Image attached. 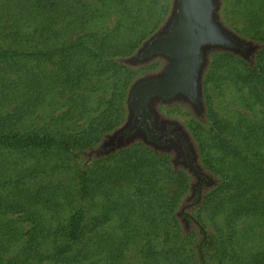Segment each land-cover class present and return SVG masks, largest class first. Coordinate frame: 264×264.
I'll use <instances>...</instances> for the list:
<instances>
[{"label": "trees", "instance_id": "1", "mask_svg": "<svg viewBox=\"0 0 264 264\" xmlns=\"http://www.w3.org/2000/svg\"><path fill=\"white\" fill-rule=\"evenodd\" d=\"M92 8L0 0V264H264V0L222 2L245 46L208 50L201 76L204 91L231 84L261 119L208 109L183 161L135 143L82 167L119 128L152 34L142 21L125 30V17L91 35ZM105 79L110 107L89 119Z\"/></svg>", "mask_w": 264, "mask_h": 264}, {"label": "rangeland", "instance_id": "2", "mask_svg": "<svg viewBox=\"0 0 264 264\" xmlns=\"http://www.w3.org/2000/svg\"><path fill=\"white\" fill-rule=\"evenodd\" d=\"M89 1L93 4L92 13L94 14L93 16H90L87 21L86 31L91 35L109 34L125 17H128L124 24L125 30H129L132 27V21H142L143 24L144 22L148 25L152 24L150 27V33L152 34L149 36V39L145 42V44H143L141 50L135 53L138 60L132 62L130 65L131 69L134 70V75L127 87V106L124 108V114L119 128L116 132L105 137L102 143L98 145L93 152L80 154L81 156L79 157L76 165L82 167H86L96 160L110 156L112 150L115 149L114 147L124 149L135 143H144L145 145L151 146V144L147 143L145 138L141 135L124 136V129L127 127L130 120L129 99L132 90L136 86L146 82V79L160 77L167 69L169 62L166 60L165 56L154 54L142 58L139 55H141L145 46H147L153 38L158 35H162L165 32L166 27L169 25L170 20L173 17L175 2V0H146L143 3L144 6H142L145 11L143 13V17L138 18V8L141 6L140 0H130L129 2L127 0H122V4L120 2H116V4L110 2L108 5L100 4L98 1L94 0ZM156 1H158V3H156ZM223 1L224 0H221L219 9L220 22L228 31H231L234 35H238L235 29L232 31V27L242 28L243 24H239L237 27L235 25L232 26V22H228L230 21V18H225L222 13L223 9H221ZM73 7H75V4H73ZM219 50V52H221L228 51L229 49ZM212 53L213 51L206 52L205 62L206 60L208 61ZM134 58L135 56L132 57V60ZM106 81L110 80H104V84L108 85L106 88L103 87L104 92L95 93L89 97L90 103L87 105L89 109H87L88 112H86V116L89 119L97 117L100 112H104L110 107L109 102L112 100L114 92L112 90L111 82L108 84ZM200 84L201 97H198L197 99V103H199L198 110H195L188 101L182 99L165 102L156 101L153 105L155 114L158 115L164 122L170 123V125L178 129V131L180 130L187 142L193 143L194 145L196 144L194 141L195 139L192 136L193 134L191 129L195 121H205L208 109H212L220 117L228 120H235L237 118L240 119L242 117H246L250 120L261 119L262 114L260 112V108L258 106H253L251 103L244 102L241 99L242 96H240L231 84L225 83L220 88H213V86L209 85L207 88L209 89L208 91H204L202 80ZM79 114V112H76L75 116ZM86 125L87 123H85L83 119L79 120V129L85 128ZM167 151L170 152L171 159L176 158L175 156H177V152L169 149H162V152L164 153H167ZM178 170L187 169L181 165Z\"/></svg>", "mask_w": 264, "mask_h": 264}, {"label": "water", "instance_id": "3", "mask_svg": "<svg viewBox=\"0 0 264 264\" xmlns=\"http://www.w3.org/2000/svg\"><path fill=\"white\" fill-rule=\"evenodd\" d=\"M220 4L221 0H175L173 17L168 25L170 31L165 33L170 39L158 43L160 48H157L174 60L160 81L147 85L145 96L165 94L167 98L174 97L178 95L176 87L183 79L185 94L197 93V97H201L200 82L205 67L202 54L213 48L231 50L245 45L220 23ZM158 78H149L146 82ZM178 98L182 96L175 99Z\"/></svg>", "mask_w": 264, "mask_h": 264}, {"label": "flooded vegetation", "instance_id": "4", "mask_svg": "<svg viewBox=\"0 0 264 264\" xmlns=\"http://www.w3.org/2000/svg\"><path fill=\"white\" fill-rule=\"evenodd\" d=\"M170 31V27L167 26L165 29V32L162 35H158L155 38L152 39L151 42L148 43L147 46H145V49L139 55L140 57H148L154 54H159L165 56L166 60L169 62L168 67L172 64L173 58L171 55L165 54L164 50L161 51L157 48H160L158 46V43L166 42L170 39L168 33ZM167 35V36H166ZM245 46V45H243ZM243 46H239L235 48L236 50L243 49ZM230 50V48H229ZM202 53V51H201ZM203 55V60L205 59L206 54ZM166 69V71H167ZM166 71L162 76L164 77L166 75ZM159 77L158 79H154L152 81H147L139 86H136L130 95L129 99V113H130V120L127 127L124 129V136H131V135H141L145 138L146 142L161 149H169L177 152L178 155H180V159L184 160L186 157H188L191 151V145L187 140L185 139L184 135L181 134L180 130L174 128L170 123L164 122L162 119L159 118L158 115L155 114V110L153 109V105L156 101L165 102V101H171V99H175L179 96H182V100L188 101L195 110H198L199 103H197V93L190 94L189 96L185 94V83L183 82V79L179 81V87H176V92L178 95H175L174 97L167 98L165 94L158 95V94H147L145 96V89L148 88L147 85L150 83H157L162 78ZM188 84V83H187ZM159 93V92H158ZM181 94V95H179ZM194 100V102H193ZM154 110V111H153Z\"/></svg>", "mask_w": 264, "mask_h": 264}]
</instances>
